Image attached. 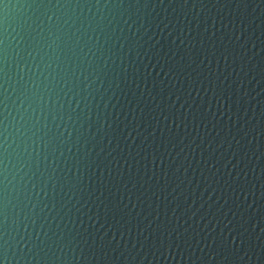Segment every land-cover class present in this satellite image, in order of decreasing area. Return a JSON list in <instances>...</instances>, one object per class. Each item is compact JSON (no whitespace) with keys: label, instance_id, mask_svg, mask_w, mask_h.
Listing matches in <instances>:
<instances>
[{"label":"water","instance_id":"95a60500","mask_svg":"<svg viewBox=\"0 0 264 264\" xmlns=\"http://www.w3.org/2000/svg\"><path fill=\"white\" fill-rule=\"evenodd\" d=\"M0 264H264V0H0Z\"/></svg>","mask_w":264,"mask_h":264}]
</instances>
